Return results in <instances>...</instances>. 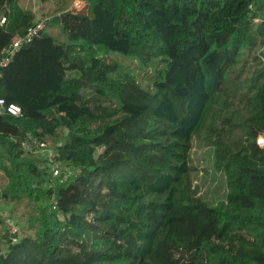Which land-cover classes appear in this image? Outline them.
<instances>
[{
  "label": "trees",
  "instance_id": "obj_1",
  "mask_svg": "<svg viewBox=\"0 0 264 264\" xmlns=\"http://www.w3.org/2000/svg\"><path fill=\"white\" fill-rule=\"evenodd\" d=\"M31 1L0 0V48ZM53 1L65 40L45 28L0 67L21 108L0 115V264H264V0ZM195 140L216 204L191 187Z\"/></svg>",
  "mask_w": 264,
  "mask_h": 264
},
{
  "label": "rangeland",
  "instance_id": "obj_2",
  "mask_svg": "<svg viewBox=\"0 0 264 264\" xmlns=\"http://www.w3.org/2000/svg\"><path fill=\"white\" fill-rule=\"evenodd\" d=\"M53 5L55 1L51 0ZM80 0H70L63 10H81L84 6L79 2ZM34 2V8L36 11L42 10V14L47 11L48 4L40 3L39 0H32ZM54 7V6H53ZM40 13L39 17H43ZM49 18L51 16H48ZM46 18V17H45ZM47 19V18H46ZM45 31L48 34H51L59 42L64 41L65 37L63 36L61 29L58 24L50 23L46 27ZM262 143L264 144V137H260ZM51 147V146H50ZM215 157L213 158V147H211L205 141H194V146L191 150V166H192V188L198 187L199 194L202 197H205L209 202L216 204L224 199L226 193L225 188V178L221 171V168L214 166ZM1 176V172H0ZM2 179L0 178V183ZM21 209H23V206ZM19 207V208H20ZM9 209V207H7ZM9 211V210H8ZM14 215H16L14 213ZM13 223V221H12Z\"/></svg>",
  "mask_w": 264,
  "mask_h": 264
},
{
  "label": "built area",
  "instance_id": "obj_3",
  "mask_svg": "<svg viewBox=\"0 0 264 264\" xmlns=\"http://www.w3.org/2000/svg\"><path fill=\"white\" fill-rule=\"evenodd\" d=\"M47 27V19L45 17H39L34 21L31 27L25 32L24 35H15L12 37L8 45L0 48V67H5L13 58L15 52L19 47L31 41L34 37H39L43 30ZM21 113L19 105L6 102L3 98H0V115H12L18 116ZM259 144L262 143L261 139H257ZM23 149L34 153H37L43 158L52 171L54 176H58L61 173V166L57 160L54 149L48 146L45 142L39 141L36 137L28 135L22 142Z\"/></svg>",
  "mask_w": 264,
  "mask_h": 264
},
{
  "label": "crops",
  "instance_id": "obj_4",
  "mask_svg": "<svg viewBox=\"0 0 264 264\" xmlns=\"http://www.w3.org/2000/svg\"><path fill=\"white\" fill-rule=\"evenodd\" d=\"M79 2H81V1H79ZM83 6L85 5V3L84 2H82L81 3ZM41 10H38V11H36V14H35V20L39 17V15H40V12Z\"/></svg>",
  "mask_w": 264,
  "mask_h": 264
}]
</instances>
